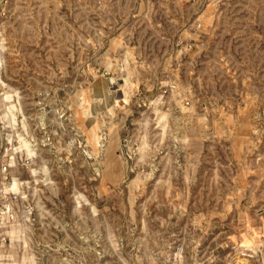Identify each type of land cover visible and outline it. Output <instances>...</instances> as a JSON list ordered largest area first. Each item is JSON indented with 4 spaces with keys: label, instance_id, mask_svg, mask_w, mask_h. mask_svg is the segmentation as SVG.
Returning <instances> with one entry per match:
<instances>
[{
    "label": "rangeland",
    "instance_id": "1",
    "mask_svg": "<svg viewBox=\"0 0 264 264\" xmlns=\"http://www.w3.org/2000/svg\"><path fill=\"white\" fill-rule=\"evenodd\" d=\"M16 102L71 120L0 264H264V0H0Z\"/></svg>",
    "mask_w": 264,
    "mask_h": 264
},
{
    "label": "built area",
    "instance_id": "2",
    "mask_svg": "<svg viewBox=\"0 0 264 264\" xmlns=\"http://www.w3.org/2000/svg\"><path fill=\"white\" fill-rule=\"evenodd\" d=\"M50 118L61 120L64 117L66 127L56 125L54 128L48 123ZM0 122V251L7 250V227L13 226L19 218H31L33 209H20V203L26 197L25 186L29 180H18V189H12L16 177L11 175L13 167L26 168L43 149H54L56 145L67 144L68 122L71 114L66 115L62 107H50L49 111H41L38 115H28L22 110L19 102L12 104ZM29 121H32L30 127ZM57 121V120H56ZM60 123V121H59ZM71 142L69 140L68 144ZM28 146L31 151L27 149ZM34 170V169H33ZM34 174V173H33ZM31 176H34L31 174ZM23 249L24 246L20 247Z\"/></svg>",
    "mask_w": 264,
    "mask_h": 264
},
{
    "label": "bare ground",
    "instance_id": "3",
    "mask_svg": "<svg viewBox=\"0 0 264 264\" xmlns=\"http://www.w3.org/2000/svg\"><path fill=\"white\" fill-rule=\"evenodd\" d=\"M121 99H125V92H124V91H123V93H122V95H121L120 97H117V98H116V101H119V100H121ZM94 139L96 140L97 137H95ZM96 141H97V140H96ZM27 149L29 150V152L31 151V149H30L29 147H28ZM17 184H18V182H17L16 180H14V181H13V184H12V185L14 186V189H18V188H17V186H18Z\"/></svg>",
    "mask_w": 264,
    "mask_h": 264
}]
</instances>
